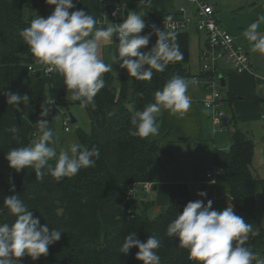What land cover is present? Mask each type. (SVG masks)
<instances>
[{
	"label": "trees",
	"instance_id": "16d2710c",
	"mask_svg": "<svg viewBox=\"0 0 264 264\" xmlns=\"http://www.w3.org/2000/svg\"><path fill=\"white\" fill-rule=\"evenodd\" d=\"M176 1L151 0L150 4H145L142 16L152 23L147 24L149 26L141 35L152 32L150 25L175 17L178 13ZM41 5L44 14L52 13L55 8L46 0H0V172H7L16 188L14 193L10 191L9 180H0V207L5 196L17 193L42 225L62 231L60 241L49 246L46 257L42 255L34 261L25 255L19 258L21 264H144L135 257L139 251L137 247H132L128 254L119 251L130 233H137L134 239L142 242L150 235L156 236L161 246L155 251L161 257V264H194L187 259V250L178 246V238L175 240L166 235L167 225L182 213L185 202L172 194L167 206L151 218L148 209L154 207L155 202H145L144 211L138 213L137 208L131 209L133 203L126 201L130 185L152 181L151 170L155 164L173 161L174 138L169 134L145 139L132 135L131 116L134 111L143 110L146 104L154 102L155 91L162 89L174 75L185 79L190 76V33L176 32V43L184 59L170 63L164 72L154 70L151 81L131 78L127 70L121 68V85L116 90L112 71L104 73L105 87L95 97L97 107L86 108L91 131L78 129L83 147H97L100 151L95 166L81 169L74 177L60 182L45 170L40 180L32 168L16 173L9 167L6 154L11 148L26 145L34 138L32 134L37 132L36 122L41 119L42 105L50 108L49 115L43 118L49 121L55 133L58 106L64 105L67 88L63 78L55 72L41 76L31 74L28 66L36 60L19 35L35 19L34 16L26 18L27 7ZM157 39L153 34L149 45L141 51L150 50ZM8 91L27 94L30 101H21L19 109L8 105L4 95ZM51 95L58 100V106L45 104ZM234 99L235 95L229 94L224 101ZM76 103L80 105L79 101ZM13 126L19 129L16 134L19 140L8 131ZM255 149L254 139L236 129L228 149L214 150V163L224 170L221 180L227 184L226 193L234 198L230 204L235 213L257 230L261 222L253 214L257 192L259 189L264 192V179L256 178L252 170ZM50 164L54 165V161ZM187 200L192 201L190 197ZM15 219L7 214V210L0 216V222L9 224ZM248 246L256 253L257 236L250 237Z\"/></svg>",
	"mask_w": 264,
	"mask_h": 264
},
{
	"label": "clouds",
	"instance_id": "9594fccd",
	"mask_svg": "<svg viewBox=\"0 0 264 264\" xmlns=\"http://www.w3.org/2000/svg\"><path fill=\"white\" fill-rule=\"evenodd\" d=\"M54 5L53 12L47 17L38 16L31 21L29 27L22 29L19 35L27 45L36 62L44 66L46 72H55L63 78L72 102L79 101L81 108L97 107L95 97L105 87L104 73L113 70L112 65L119 63L131 78L140 81H151L153 71L164 72L170 63L184 59L179 44L176 43L175 25L166 24L165 31L150 25L152 32L141 35L149 25L144 16L137 11H128L122 23L98 27L100 21L94 19L83 9L76 8L74 0H46ZM151 0H139V5L150 4ZM113 12V15H116ZM123 15V13H120ZM171 20V17L168 18ZM264 24V15H259L243 31V36L250 45V52L264 57V34L259 31ZM158 39L148 51H141L149 45L152 35ZM114 36L118 39V47L111 56V63H106L100 55L101 43H110ZM118 53V54H117ZM189 82L185 78L174 75L154 93V102L145 105L143 110L132 113V135L141 139L159 135L158 117L168 111L169 115L184 117L191 108L192 101L187 95ZM8 105L17 109L20 102L28 103L27 94L20 95L11 91L5 92ZM53 99L45 104L51 105ZM40 117L36 122L37 132L26 145L11 148L6 159L9 167L16 173L25 168L35 170L37 179L42 180L47 174L60 182L64 178H72L81 169L94 167L99 159L97 147L82 148L79 143H72L68 149L57 148L54 130L49 126L47 117L50 108L42 105ZM131 111V109H130ZM112 115V113H109ZM15 139L19 129L15 126L8 129ZM95 158V159H94ZM54 161V165L50 164ZM10 191L16 192L15 184L9 177ZM214 183V181H213ZM197 196L204 199L189 201L166 228L169 238H178V246L187 250V259L194 264H264L248 246L250 237L258 236L250 223L237 215L231 204L222 210L213 208V201L207 199L206 191H198ZM206 200V202H205ZM15 216L13 223L0 222V264H21L19 258L28 255L38 260L49 254V246L60 241L62 231L50 229L34 217L18 194L5 196L0 216ZM130 233L124 238L119 248L120 253L128 254L132 247L139 251L136 259L144 264H161L157 253L160 240L150 235L146 242Z\"/></svg>",
	"mask_w": 264,
	"mask_h": 264
},
{
	"label": "crops",
	"instance_id": "0c3cea01",
	"mask_svg": "<svg viewBox=\"0 0 264 264\" xmlns=\"http://www.w3.org/2000/svg\"><path fill=\"white\" fill-rule=\"evenodd\" d=\"M103 1L117 2L118 0H74L76 8L70 11L83 9L97 20L103 10ZM128 1L130 7L134 10L135 2ZM181 5L188 6L189 4L182 2ZM143 8L141 15L143 14ZM231 34L235 37L237 44L249 53L251 60L250 70L244 73H237L224 62L220 64V78H223L225 81V86L222 85L221 81L224 99L229 94L235 95V99L232 102L224 101L221 105L227 113L228 122L232 121L229 124H224L223 130H221L219 123L213 119L210 111L203 105V100L207 97V91L201 85L194 83V77L201 75L200 53L204 46L205 38H202L200 35L198 39L199 66L194 67L192 64H189L190 76L186 78V81L189 82L187 95L192 101L191 108L182 118L169 115L168 111H164L157 120L159 124V135L157 137L169 134L175 140L173 150L177 151V154L174 153V160L169 164L166 163L167 165L162 168L170 174L169 178L161 180V184L165 185L163 188H167L166 186L169 183L183 184L186 180L190 179V175L192 176L195 168L188 160L189 156L196 157L197 160L205 157L209 159L211 166L207 170L214 168L216 166L214 163V150L227 149L230 146L232 134L236 129L247 133L256 143L252 166L253 173L258 169H261L262 173L264 172V63L259 58V55L252 58V55L256 53L250 52V45L243 34ZM261 34H264V32ZM180 155L185 157L184 162H182L183 168L176 165L177 157ZM152 182L154 184L157 183L154 179H152ZM157 188L159 187L157 186L154 189ZM142 193H145V195L143 196ZM147 195L139 187L134 198L136 208L137 201H141L143 204L150 202ZM174 195L176 199L183 201V196L176 195L175 189ZM159 200L158 202L156 201L154 207L162 208L168 204H166V201L162 202Z\"/></svg>",
	"mask_w": 264,
	"mask_h": 264
},
{
	"label": "rangeland",
	"instance_id": "374dc122",
	"mask_svg": "<svg viewBox=\"0 0 264 264\" xmlns=\"http://www.w3.org/2000/svg\"><path fill=\"white\" fill-rule=\"evenodd\" d=\"M210 1L215 4L216 15L222 27L235 35L243 34V31L248 27V25H250L254 20H256L259 15H264V0H210ZM182 2L188 4V2H186L185 0H177L176 5L179 6L181 5ZM134 6H135L134 11H137L138 14L141 15V11L144 5L140 6L139 2H135ZM41 9H42V5L38 7L28 6L25 12L26 18L29 19L31 16H34L35 18H38V16H42L46 18V14H44V12H42ZM106 25H113V24L106 23ZM106 25L104 27H106ZM259 31L261 33L264 32V24H261ZM200 35L202 36V38H205V34L203 33H198L195 30L190 32V64H192L194 67L199 66L198 39ZM117 47H118V43L115 41V36L110 43L108 44L101 43L100 46L101 58L106 63H111L112 62L111 56L115 53V49ZM257 55L259 54L257 53L255 55L253 54L252 58H255ZM259 58H261L262 62L264 63V57L260 56ZM112 67H113L112 74L114 77V86L116 90H119L121 85V76H122L121 67L119 63H114ZM70 96L71 93L70 92L68 93L67 91L66 95L64 96V105L58 106V110L56 114L55 137L57 144L59 145V147L57 148L58 152L60 149H68L69 145L72 143H79L81 147L84 148L78 137V129L81 128L86 132L91 131V119L87 109L81 108L80 105L76 103V101L72 102L70 100ZM70 115H73L77 119V122L73 123L71 121ZM66 118H69L70 131H66L64 126V120ZM173 152L177 154V151L175 152V149L173 150ZM177 158L178 159L176 165L178 167L183 168L184 165H182V162H184L183 160H185V157L180 155ZM188 160L193 164V167L195 168L192 176L190 175V179L186 180L183 184L169 183L166 186L167 188H163L165 187V185L161 184L162 179H166L167 177L168 178L170 177V174L167 173V171H165L164 169H162L163 166L169 164L167 163V160H164L163 162H159L152 167L151 170L152 179H154V181L157 182L154 184V186L157 185L159 188L153 189L150 193H147L149 201L156 203V201L158 202L160 198L162 202L166 201L167 204L171 199V195L174 194V189H175L176 195L179 194L183 196L182 202L187 203L188 201L187 197H190L192 201H195L197 199H204L202 197L197 196V192L203 190L206 191L208 196L211 198L216 194V202L215 204L213 202V207L216 206V208L221 209L222 207L229 205L230 202L225 199L227 197L226 196L227 184L224 181L221 180L216 187L213 186L212 184L203 182L205 180L206 170L210 166L209 159L203 157L197 160L196 157L189 156ZM254 175L256 178H264V172L262 173L261 169L254 171ZM1 179H4L5 181L9 180L7 172H0V180ZM140 188L141 191H143L141 186ZM161 193H163L162 196ZM142 194L143 196L145 195V193ZM163 208L164 207L162 208L151 207L148 209V214L151 218H154L155 216H157V214L160 211H162ZM143 211H144V204L141 201H137V212L142 213ZM253 215L254 218L260 219L261 222L260 228L257 229L260 234L257 236L256 254L258 255V258L264 259V192L262 191V189H259L257 192V205Z\"/></svg>",
	"mask_w": 264,
	"mask_h": 264
},
{
	"label": "built area",
	"instance_id": "2783aa9c",
	"mask_svg": "<svg viewBox=\"0 0 264 264\" xmlns=\"http://www.w3.org/2000/svg\"><path fill=\"white\" fill-rule=\"evenodd\" d=\"M185 1L188 2L189 5L178 6V13L175 17H172L171 20H161L154 23V25L161 30L164 29L168 31L169 29L165 25L172 24L175 25V32H190L195 30L198 33L205 34L204 46L200 53L201 73L204 75L195 76L194 83L196 85H201L207 91V97L203 100V105L210 111L213 119L219 123V127L223 130V118L227 116V113L221 106L222 103H224V96L221 86L220 64L224 62L237 73H244L251 68L250 56L247 51L237 44L235 37L222 27L217 18L214 3L210 0ZM102 8L103 10L97 19L100 21V24H98L99 27L105 26L106 23H111L113 25L122 23L127 17L128 11H134L130 7L128 0H118L117 2L103 1ZM113 12L117 14L113 15ZM120 13H123V15ZM50 14L51 12H47L46 18ZM145 21L146 24L152 23V21L147 19H145ZM28 71L31 74L40 72L41 75H50L52 73L46 72L44 66L38 64L36 61L29 64ZM50 99L54 100L52 105L58 104V100L55 96L51 95ZM64 126L66 131H70L69 118L64 120ZM223 174L224 170L215 166L206 171L204 183L206 182L216 187L221 181ZM140 186L143 191L150 193L154 189V182L145 181L143 183H135L128 187L126 201L133 203L131 209H136L134 198ZM211 199L215 203L216 194ZM233 199L231 195H227V201L231 202ZM214 209L216 208L214 207Z\"/></svg>",
	"mask_w": 264,
	"mask_h": 264
},
{
	"label": "water",
	"instance_id": "95a60500",
	"mask_svg": "<svg viewBox=\"0 0 264 264\" xmlns=\"http://www.w3.org/2000/svg\"><path fill=\"white\" fill-rule=\"evenodd\" d=\"M115 41H116L117 43H119V41H118V39H117L116 37H115ZM37 76H41V73L38 72V73H37ZM221 81H222V85L225 86V81H224L223 78H221ZM70 116H71V121H72L73 123L77 122V119H76L73 115H70ZM228 120H229L228 116H225V117L223 118V122H224V124H227ZM156 187H157V186H154V188H156Z\"/></svg>",
	"mask_w": 264,
	"mask_h": 264
}]
</instances>
